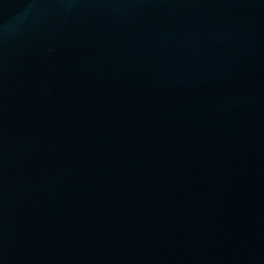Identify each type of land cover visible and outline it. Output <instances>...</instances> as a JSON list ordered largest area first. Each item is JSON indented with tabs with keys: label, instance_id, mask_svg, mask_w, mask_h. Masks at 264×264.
I'll use <instances>...</instances> for the list:
<instances>
[{
	"label": "water",
	"instance_id": "95a60500",
	"mask_svg": "<svg viewBox=\"0 0 264 264\" xmlns=\"http://www.w3.org/2000/svg\"><path fill=\"white\" fill-rule=\"evenodd\" d=\"M0 264H264V0H0Z\"/></svg>",
	"mask_w": 264,
	"mask_h": 264
}]
</instances>
